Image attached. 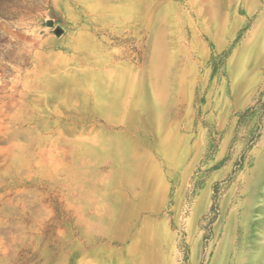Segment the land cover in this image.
I'll return each mask as SVG.
<instances>
[{
  "label": "rangeland",
  "instance_id": "rangeland-1",
  "mask_svg": "<svg viewBox=\"0 0 264 264\" xmlns=\"http://www.w3.org/2000/svg\"><path fill=\"white\" fill-rule=\"evenodd\" d=\"M236 258L264 264V0H0V264Z\"/></svg>",
  "mask_w": 264,
  "mask_h": 264
},
{
  "label": "crops",
  "instance_id": "crops-1",
  "mask_svg": "<svg viewBox=\"0 0 264 264\" xmlns=\"http://www.w3.org/2000/svg\"><path fill=\"white\" fill-rule=\"evenodd\" d=\"M239 259H240V258H236V264H239Z\"/></svg>",
  "mask_w": 264,
  "mask_h": 264
},
{
  "label": "water",
  "instance_id": "water-1",
  "mask_svg": "<svg viewBox=\"0 0 264 264\" xmlns=\"http://www.w3.org/2000/svg\"><path fill=\"white\" fill-rule=\"evenodd\" d=\"M60 32H61L60 30H57V31H56V34H60Z\"/></svg>",
  "mask_w": 264,
  "mask_h": 264
}]
</instances>
